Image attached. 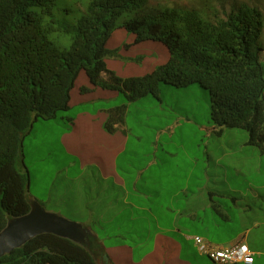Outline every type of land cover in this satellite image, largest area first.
<instances>
[{
	"label": "trees",
	"instance_id": "trees-1",
	"mask_svg": "<svg viewBox=\"0 0 264 264\" xmlns=\"http://www.w3.org/2000/svg\"><path fill=\"white\" fill-rule=\"evenodd\" d=\"M59 1L0 0V232L31 211L25 137L35 122L70 110L81 72L91 85L124 95L126 103L109 111V133L124 121L127 103L148 95L159 99L161 84H197L210 93L211 131L220 136L226 129L244 130L248 145L264 157L260 8L237 4L219 16L180 5L153 11L149 0H64L80 12L70 22L57 16ZM120 28L135 34L136 43L163 42L170 51L167 63L141 77L109 70L106 60L118 49H107V40ZM62 118L67 125L74 121ZM98 256L107 257L93 239L83 244L42 234L1 257L0 264H99Z\"/></svg>",
	"mask_w": 264,
	"mask_h": 264
},
{
	"label": "crops",
	"instance_id": "crops-1",
	"mask_svg": "<svg viewBox=\"0 0 264 264\" xmlns=\"http://www.w3.org/2000/svg\"><path fill=\"white\" fill-rule=\"evenodd\" d=\"M101 77L109 82L107 73ZM85 87L90 91L71 93L70 109L83 108L72 116L70 131L60 130L65 137L55 155L57 176L43 195L30 187L32 203L66 208L69 220L82 224L106 253L98 256L99 264H216L199 252L196 236L220 248L244 243L254 264H264V182L258 185L255 167L261 154L248 145L246 131L214 134L208 97L207 121L177 114L163 100L170 86L160 89L156 106L147 100L150 111L133 106L145 103L143 98L127 103L124 121L109 133V111L125 98ZM179 96L198 101L189 92ZM153 117L156 124L150 123ZM186 126L199 134L198 141L184 137ZM251 153L255 163L249 165Z\"/></svg>",
	"mask_w": 264,
	"mask_h": 264
},
{
	"label": "rangeland",
	"instance_id": "rangeland-1",
	"mask_svg": "<svg viewBox=\"0 0 264 264\" xmlns=\"http://www.w3.org/2000/svg\"><path fill=\"white\" fill-rule=\"evenodd\" d=\"M247 4L250 6H254L260 8L264 13V0H149V5L151 10L165 9L173 6H185L187 8H196V9H205L211 10L212 14L216 13V15L222 16L224 11H230L231 8L237 4ZM211 4L212 9L208 7ZM66 10H70L67 12ZM56 14L62 19H65L70 22H74V20L80 15V12L76 10L74 4H70L65 2L64 0H60ZM136 36L135 34H130L124 28L117 29L111 35V37L107 40V49L115 50L118 49L115 57H109L106 62L110 69L116 71L120 77H141L147 75L152 72L159 66L167 63L170 56L169 48L161 41H142L135 42ZM260 45L264 48V33L260 39ZM65 49V46H62ZM262 61L264 64V51L262 55ZM91 85L88 77L85 72H81L79 77L75 82V91L82 92L83 87ZM93 86V85H91ZM168 84H161L160 89L162 90L164 87H170ZM82 88V89H81ZM189 92L192 95H195L198 101H184L180 98V94ZM120 95V99H124V95L118 92ZM203 94H206L203 95ZM163 100L166 103L165 105H175L177 114L186 115L191 113L197 114V119L199 122L207 121V113L205 111V103H207V97L210 99V93L208 90L200 87L199 85H192L190 89L187 88H178L175 86H171L170 89L163 91ZM151 98V99H146ZM155 97L148 95L143 97L145 103H139L137 108H148L146 106L147 100H150L152 106H156ZM146 99V100H145ZM201 100V101H199ZM210 103V102H209ZM138 104V103H137ZM98 104L97 106H99ZM196 105V106H195ZM211 107V104H210ZM83 106H78L74 109H70L69 111H60L57 114V118L53 120L47 121H38L35 122L31 132L25 137L23 143V151L25 158V163L29 168L30 175V187L32 193H37L39 195H43L47 190V187L52 184L57 176V171L60 169L58 166V162H56V154H60L61 146L60 144L63 142L64 137H61V129L65 131H70L71 126H67L65 119L63 116H76L77 111L82 109ZM154 109L153 107H149L147 110L150 111ZM152 124H156L154 117ZM47 125V126H45ZM134 129L136 128L135 122H133ZM244 131V130H241ZM69 134V133H66ZM65 134V135H66ZM184 137H189L188 140L196 142L198 141L199 134L195 133V131L191 130L189 126H186L183 131ZM70 137H67L69 140ZM251 149L255 150L258 153L256 147H251ZM255 154V153H254ZM252 158V159H251ZM255 156L251 153V157L248 156V163L251 165L255 163ZM258 165H255L256 169L258 168L259 173V183L264 182V157L258 155ZM254 168V167H253ZM254 181L255 184V168L253 170ZM261 182V183H260ZM37 183V184H36ZM235 186V181L232 182ZM255 188V187H254ZM47 210H53L56 214H61V216H65L68 218V215L65 214L66 208H56L54 202L47 206ZM58 211V212H56ZM51 212V211H50ZM63 213V214H62ZM69 220V218H68ZM71 221V220H70ZM207 256V255H205Z\"/></svg>",
	"mask_w": 264,
	"mask_h": 264
},
{
	"label": "water",
	"instance_id": "water-1",
	"mask_svg": "<svg viewBox=\"0 0 264 264\" xmlns=\"http://www.w3.org/2000/svg\"><path fill=\"white\" fill-rule=\"evenodd\" d=\"M42 234H54L78 243H89L88 234L82 224L45 210L35 200L27 215L10 221L5 229L0 232V258Z\"/></svg>",
	"mask_w": 264,
	"mask_h": 264
},
{
	"label": "built area",
	"instance_id": "built-area-1",
	"mask_svg": "<svg viewBox=\"0 0 264 264\" xmlns=\"http://www.w3.org/2000/svg\"><path fill=\"white\" fill-rule=\"evenodd\" d=\"M194 240L199 252L207 255L216 264H254V253L244 243L220 248L200 236H196Z\"/></svg>",
	"mask_w": 264,
	"mask_h": 264
}]
</instances>
